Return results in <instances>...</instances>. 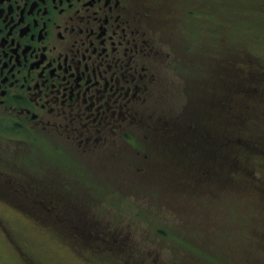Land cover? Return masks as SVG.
Returning <instances> with one entry per match:
<instances>
[{
	"label": "rangeland",
	"instance_id": "374dc122",
	"mask_svg": "<svg viewBox=\"0 0 264 264\" xmlns=\"http://www.w3.org/2000/svg\"><path fill=\"white\" fill-rule=\"evenodd\" d=\"M150 2L159 19L167 20L161 22L159 31L167 34L168 44L181 59L174 73L177 84L186 93L182 88L174 105L178 101L181 105L192 101L189 105L191 121L214 132V119L207 128L205 121L200 125V118H192L200 109L205 92H209L204 84L214 88L221 73L227 76L230 89L245 83V73L237 68L239 61H245L249 72L260 74L262 78L253 76L250 82L257 78L264 81V29H249L245 37L242 32L231 34L229 38H234L224 40L226 48L218 60L216 54L207 55L208 51L215 52L204 27L221 21L237 22L235 26H253L250 13H238L237 0ZM192 10L204 11L208 19L196 18L193 12L191 16L189 11ZM232 40L246 41L248 46L239 44L240 50L247 48L258 57L232 53ZM165 79H172L170 72ZM259 79L256 85L261 88ZM234 105L238 113L240 106ZM251 105V112L258 113V120L263 118L264 100L258 97ZM226 110L231 112L232 108L228 106ZM227 122L225 118L222 129L218 125L215 133L222 134L224 140L231 138ZM142 131L144 134L135 147L141 151L139 154H147L143 156L146 161L141 163L137 150L128 145L124 157L126 171L120 167L123 162L105 156V152L97 148L94 154L66 156L76 168L50 166L42 171L12 172L10 175L22 177V183L29 190L34 189L33 180L45 179L48 191L58 197L54 201L48 198L45 204L0 203V264H264L261 191L249 183L251 187L238 190L236 196L222 193L220 183L211 182L193 192L192 185L191 190L189 188L191 182L183 179L184 163L176 164L174 170L155 166L165 161L168 153L158 150L148 130L143 128ZM6 147L10 148L7 140L0 138V163L31 162L49 166L41 156L25 159L1 151ZM147 162L152 167H147ZM253 166L251 170H256L257 174L253 173L252 183L259 181L264 188V160L259 159ZM34 185L36 190L32 192L43 191L39 183ZM226 186L223 190L229 188ZM75 213L82 219L77 220Z\"/></svg>",
	"mask_w": 264,
	"mask_h": 264
},
{
	"label": "flooded vegetation",
	"instance_id": "af4514ba",
	"mask_svg": "<svg viewBox=\"0 0 264 264\" xmlns=\"http://www.w3.org/2000/svg\"><path fill=\"white\" fill-rule=\"evenodd\" d=\"M152 6L150 0H0V138L10 146L1 151L41 156L49 164L0 163V203L57 200L45 179L33 180L43 195L10 174L76 168L66 156L94 154L97 148L123 162L126 171L127 147L141 153L135 145L143 128L168 153L157 168L174 170L177 162L190 167L175 150L185 157L193 144L207 155L213 133L199 125L203 130L192 131L193 102L174 105L183 88L174 73L181 59L159 31L167 20ZM169 72L172 79L166 81ZM210 89L192 118H200V125L214 119L222 129L225 118L238 117L227 104L239 88L229 90L231 99L222 80ZM216 138L221 150L223 136ZM144 155H138L141 163ZM183 179L189 182L186 173Z\"/></svg>",
	"mask_w": 264,
	"mask_h": 264
},
{
	"label": "trees",
	"instance_id": "16d2710c",
	"mask_svg": "<svg viewBox=\"0 0 264 264\" xmlns=\"http://www.w3.org/2000/svg\"><path fill=\"white\" fill-rule=\"evenodd\" d=\"M237 4L240 6L238 13L245 11L252 15L253 18H251V22L253 23V26H251L250 24L235 26L237 22L228 23L224 21L218 22L214 26H205V35L207 30L211 48H213V52H215L212 53L211 51H208V56H211L210 54H214V56L217 55L216 58L219 60V57L223 56L226 48L224 40L227 41V39L234 38H229L231 34L242 32V36L245 37L244 34H247L249 29H264V0H237ZM192 12L194 13L196 18L201 16H204V18H206V13L202 10L198 12L199 14L195 10H192L191 12L189 11V14H191V16H194ZM207 19L208 18H206V20ZM259 23H261L262 26H260ZM261 27H263V29H261ZM230 42L232 45L230 50L232 51V53H236L237 56H251V58L258 57L251 51H248L245 47V49L240 50L238 45L243 44L245 46H248L246 41L241 40L236 42L235 40H232ZM243 51H245L246 53H243ZM246 66H248V64H246L245 61H239L237 63V68L245 73V83L234 86L235 88L238 87L239 89L232 104H227V102L225 101V106L226 104L235 106L234 103L240 106V110L237 114L238 120L228 119L226 125V127L229 129L228 133L230 134L231 138H228L226 140L223 139L221 150H219L220 144L217 145V139H215L216 137L211 140L208 139L209 151L207 155L204 154L201 150H196V146L194 144L190 149V154L187 155V159L184 158V154L182 153L183 151L181 149L176 150V157H178L179 159L183 158L185 160L181 159L182 161L191 164L190 167H187V169L183 168V170L186 171L184 173H186V176H188L189 178L188 180L191 182L189 188L192 185L193 192H196L197 188H199L203 184L207 185V183L214 182V184L220 183L222 193H235V195L237 196L236 192L238 190L241 192L245 187H251V185H249V183H251L254 187L261 191L260 197L264 198V188H262L263 186L259 183V181H256L255 184L252 183L254 180L253 173L257 174V171L255 170V172L254 170H251L252 168H254L253 165H255V163H258L259 159L264 160V117L258 120V113L251 112V102L253 100L258 97L264 100V81L261 80L262 78L260 74L249 72V69ZM256 69L258 70V67H256ZM253 76L261 78L259 79L256 77L257 79L262 81L261 88L256 85L259 84L257 79H255L254 82H250L249 79ZM226 78L227 76H224V74H219L214 87L217 86L220 80H222L225 87H228ZM204 85H207L206 82ZM207 89H209L208 93H210L211 89L209 87ZM229 89L230 88H228V92L225 91V96L228 94L229 99H231ZM209 122L210 119H207L204 122L207 128L209 126ZM224 124L225 120L223 125ZM192 127V131L202 130V128L196 126L195 122H193ZM232 127L235 131H233ZM216 129L218 130V123L216 124ZM216 129L214 132H212L213 136H217V134H215ZM180 154H183V156H181ZM213 158L215 160H212ZM178 163L179 162H177V165H179ZM177 167L181 168L180 166ZM247 175L251 176V178L247 177ZM208 179H210L211 181H209ZM244 182L246 184H244ZM225 185H227L226 187L229 188L223 190V188H225Z\"/></svg>",
	"mask_w": 264,
	"mask_h": 264
}]
</instances>
